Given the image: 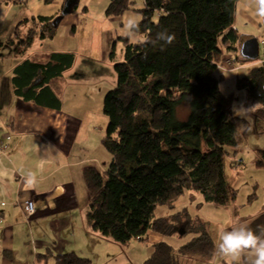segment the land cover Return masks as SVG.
Wrapping results in <instances>:
<instances>
[{"label": "trees", "instance_id": "1", "mask_svg": "<svg viewBox=\"0 0 264 264\" xmlns=\"http://www.w3.org/2000/svg\"><path fill=\"white\" fill-rule=\"evenodd\" d=\"M238 1L144 0L137 9L131 0H109L107 16L134 12L140 16V32L150 39L163 30L176 37L163 51L159 44L122 39L125 60L115 65L116 86L103 103L110 123L102 144L111 162L105 169L94 164L83 171L89 198L86 218L94 232L119 244L147 241L151 232L167 238L193 236L178 250L165 242L155 244L147 264L210 261L214 251L213 238L201 218L191 217L187 209L157 217L160 208L174 211L184 196L194 192L207 203L234 206L235 215L239 213L225 164L228 156L238 154L241 132L249 123L232 116L236 95L223 93V79L217 76L226 54L238 52L242 41L235 29ZM55 19L38 17L20 23L7 40L14 56H25L39 35L43 40L54 38ZM26 24L31 27L24 34L21 27ZM75 61L74 54L53 53L20 62L12 78L15 93L38 105L60 108L63 76ZM234 62L252 65L237 79L236 89L246 91L257 103L255 128L264 133V59L237 56ZM185 103L190 112L182 121L178 110ZM256 166L264 167V150L258 153ZM254 200L255 194L248 201ZM250 219H240L236 226L247 224L257 235L264 232V212ZM38 259L92 264L75 252L58 256L48 252Z\"/></svg>", "mask_w": 264, "mask_h": 264}, {"label": "crops", "instance_id": "2", "mask_svg": "<svg viewBox=\"0 0 264 264\" xmlns=\"http://www.w3.org/2000/svg\"><path fill=\"white\" fill-rule=\"evenodd\" d=\"M8 1L0 0V52L20 23L38 17H59L55 16L59 15L57 13L53 16L42 14L41 0ZM122 17L124 21L129 18L140 20V16L134 12ZM124 21L121 22L123 35ZM30 27V24H26L21 30L28 31ZM235 29L242 35V41L238 52L226 54L225 60L233 64L231 71L225 74L231 75L229 79L236 86L237 79L242 77L240 75L244 76L252 66L234 62L237 56H241L243 43L256 38L261 51L264 47V20L254 14L249 0L238 1ZM124 38L125 35L119 39ZM7 57L10 62L16 58L19 63L31 58L16 57L14 52ZM12 68L8 72L0 71V130L7 129L0 134V264H56L53 259L39 261L38 256L48 252L54 256L75 252L82 258L93 259V245L88 243L86 237L97 238L99 235L86 218L89 198L83 171L94 164L105 169V157L91 150L89 140L78 144L80 137H87L86 116L65 110L64 101L68 97L62 100L61 94L60 108H52L17 96L12 82L16 67ZM72 70L63 76V84L71 85L70 89L76 85V81L69 79ZM225 74L221 77L223 81ZM29 148L44 152L37 157L33 152L31 154ZM194 198L188 193L169 215L187 209L191 217H199L192 202ZM24 201L35 203L36 214L30 219L25 218L22 208ZM192 238H179L180 241H177L174 237H164L161 241L173 248H181ZM106 241L109 239L106 238ZM240 257L243 264H248L246 256ZM219 264H229V261L224 259Z\"/></svg>", "mask_w": 264, "mask_h": 264}, {"label": "rangeland", "instance_id": "3", "mask_svg": "<svg viewBox=\"0 0 264 264\" xmlns=\"http://www.w3.org/2000/svg\"><path fill=\"white\" fill-rule=\"evenodd\" d=\"M3 1L9 2L8 0ZM131 1L134 2L137 9H141L144 5V0ZM46 2L47 0H41L42 14L45 16L59 14L55 15L59 16L54 21L57 28L55 37L43 40L41 35L37 36L32 48L27 51L25 56L32 57L53 53H72L75 55L76 61L69 79L76 81V85L70 89L71 85L62 83L61 99L64 100L68 97L64 101V108L67 112L80 113L86 116L84 123L87 127V137H80L78 144L83 143L84 140H89L91 150H94L96 155L105 157L104 163L107 167L111 162V156L105 150L102 142L107 136L110 122L103 112V103L107 93L116 86L115 65L125 60L124 43L122 39H119L124 36L121 33V22L124 21V17L107 16L106 10L109 6V0H78L77 9L65 16L56 26V22L62 16L66 0ZM73 28H75V32H72ZM25 31L23 30L24 33ZM11 53L13 54V48L7 45L5 41L0 52V71L8 72L13 69L12 66L15 68L19 64L16 58L10 62L7 56ZM260 58H264V47ZM225 61L222 64L225 70L218 72V77H222V74L228 73L232 69V61ZM224 78L225 81L221 85L222 92L236 95V102L231 110L232 116L245 119L249 124L246 131L241 132L243 140L237 149L238 154L228 156L225 164L228 187L237 193L235 205L239 208V213L236 214L239 216L235 215L234 206L216 207L207 203L202 195L190 192L195 196L192 202L199 212L198 216L206 223L213 240L218 232L231 230L240 219L251 220L250 218L264 212V167L258 168L256 166L258 153L264 150V133H257L254 123V113L258 105L249 99L246 91L236 89L234 81L229 79L231 78L230 74H225ZM188 112H190L188 103L179 108L178 114L182 121L188 119ZM6 130V128L0 130V134ZM29 150L32 155L34 153L37 157L38 154L44 152L38 151L36 148H29ZM105 167L103 166V168ZM253 194H255V200L249 203V197ZM169 213L167 209L160 208L156 216L166 217L169 216ZM98 235L97 238L86 237L88 243L93 245V259L88 258L92 264H147L153 253L152 246L159 241L165 242L161 241L164 237L152 232L148 234L149 239L147 241L132 240L126 244L116 243L100 233ZM106 238L109 241H106ZM174 238L177 241H180L179 238L187 239L181 238L178 234ZM96 241L97 243H95ZM174 249L178 250L179 248ZM106 258L107 261H105ZM200 259L196 260L194 264H209V261ZM232 262L243 264L241 257Z\"/></svg>", "mask_w": 264, "mask_h": 264}, {"label": "clouds", "instance_id": "4", "mask_svg": "<svg viewBox=\"0 0 264 264\" xmlns=\"http://www.w3.org/2000/svg\"><path fill=\"white\" fill-rule=\"evenodd\" d=\"M249 4L254 7V14L264 20V0H249ZM124 35L139 44H159L161 51L176 39L175 34H169L167 30L157 32L155 38L150 39L140 32L139 22L134 18H129L124 25ZM213 244L214 251L209 264H219L223 259L231 264L242 255L248 258V264H264V232L257 235L247 224L218 232Z\"/></svg>", "mask_w": 264, "mask_h": 264}, {"label": "water", "instance_id": "5", "mask_svg": "<svg viewBox=\"0 0 264 264\" xmlns=\"http://www.w3.org/2000/svg\"><path fill=\"white\" fill-rule=\"evenodd\" d=\"M78 5V0H66V3L64 5V9L62 11L61 18L56 22V26H58L61 22V20L73 12V8ZM260 43L259 40L256 38H251L243 45L240 49V54L242 58H245L249 61H257L260 58ZM181 235L185 234L184 230L182 229Z\"/></svg>", "mask_w": 264, "mask_h": 264}, {"label": "built area", "instance_id": "6", "mask_svg": "<svg viewBox=\"0 0 264 264\" xmlns=\"http://www.w3.org/2000/svg\"><path fill=\"white\" fill-rule=\"evenodd\" d=\"M219 70L222 72L225 69L222 65H220ZM22 208L26 219H30L36 214V206L33 201H24Z\"/></svg>", "mask_w": 264, "mask_h": 264}]
</instances>
